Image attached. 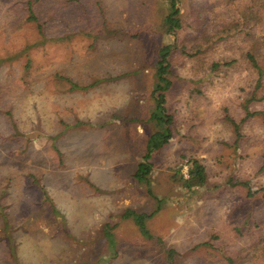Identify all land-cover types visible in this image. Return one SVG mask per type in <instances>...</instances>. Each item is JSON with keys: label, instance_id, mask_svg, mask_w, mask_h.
Returning <instances> with one entry per match:
<instances>
[{"label": "rangeland", "instance_id": "obj_1", "mask_svg": "<svg viewBox=\"0 0 264 264\" xmlns=\"http://www.w3.org/2000/svg\"><path fill=\"white\" fill-rule=\"evenodd\" d=\"M178 7L175 32L169 0H0V264H264V0ZM169 44L172 138L148 186ZM128 210L154 213L153 238Z\"/></svg>", "mask_w": 264, "mask_h": 264}, {"label": "trees", "instance_id": "obj_2", "mask_svg": "<svg viewBox=\"0 0 264 264\" xmlns=\"http://www.w3.org/2000/svg\"><path fill=\"white\" fill-rule=\"evenodd\" d=\"M170 2V13L165 18V26L167 27L168 31H179L182 29V20L180 18L181 11L178 7V0H169ZM28 13V22L35 24L36 29L40 36L44 34L43 28L44 25L41 23L40 18L36 12V8L33 1L27 2V9ZM264 40V39H263ZM176 48L175 44H169L164 45L161 47L158 53V63H157V69H156V78H157V84L155 86L153 96L156 101V114H153L152 120L156 121L158 123V131L152 135L151 137V149L148 151V154L144 158V163L139 165L134 178L139 183H147L149 186L150 182L148 180V176L152 172V163L150 162L153 152L156 150L162 149L164 146L169 144L171 138H172V131L170 128H168V125L172 122V116L168 114L167 111V93L172 88V80H171V62L170 58ZM28 50V48H27ZM252 62L256 64L255 58L251 55L249 56ZM264 59V55H263ZM7 60H3L0 58V66L6 62ZM29 63H27V69L26 71L31 69V62L30 59H28ZM264 72V69H263ZM260 73H262L260 71ZM264 74V73H263ZM68 81V80H67ZM73 89H85V87H79L74 85L71 82ZM236 130L239 129V125L235 124ZM189 164V173H188V179L184 180V185L189 190L194 189L195 187H203L207 183V174L205 167L201 164V162L197 159H190L188 161ZM244 187H247L248 193L250 196L254 195L252 193L251 188H249L248 183H242L241 184ZM149 194L152 195V192L149 190ZM264 197V194H263ZM161 203H163V200L159 201V208H161ZM128 210L125 214L126 218H133L135 220L139 230L145 234L149 238H153L151 234H149V230L145 226V220L152 218L154 216V213L151 215H144V214H137L136 212ZM168 254L171 256L174 255V251H169ZM172 259V258H171Z\"/></svg>", "mask_w": 264, "mask_h": 264}]
</instances>
